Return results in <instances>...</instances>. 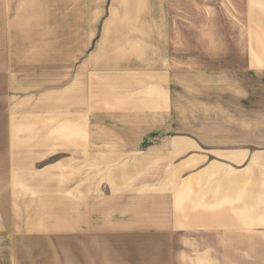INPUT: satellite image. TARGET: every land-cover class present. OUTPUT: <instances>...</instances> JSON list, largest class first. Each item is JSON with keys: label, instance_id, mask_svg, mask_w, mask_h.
<instances>
[{"label": "crops", "instance_id": "crops-1", "mask_svg": "<svg viewBox=\"0 0 264 264\" xmlns=\"http://www.w3.org/2000/svg\"><path fill=\"white\" fill-rule=\"evenodd\" d=\"M106 1L0 0V237L220 221L226 237L264 238V47L243 27L187 37L164 0ZM186 154L224 169H168ZM186 182L207 186L208 215L162 199ZM121 189L145 202L88 209L89 191Z\"/></svg>", "mask_w": 264, "mask_h": 264}, {"label": "rangeland", "instance_id": "rangeland-1", "mask_svg": "<svg viewBox=\"0 0 264 264\" xmlns=\"http://www.w3.org/2000/svg\"><path fill=\"white\" fill-rule=\"evenodd\" d=\"M108 3L109 0L106 1V8ZM142 6L144 7L143 4ZM164 6L171 23L178 22L180 29L187 37H193L201 31L205 37L216 33L218 38L224 40L225 35L230 37L233 34L234 36L240 33L243 27V30L248 32V39L254 48L264 47V0H164ZM198 55L204 65L214 64L203 53L198 52ZM217 62L223 64L224 61L221 59ZM201 154L205 153L201 152ZM166 166L168 169H210V166L211 169H224L223 161L214 157L194 158L188 154L181 158H169ZM173 182L174 184L171 185L176 186V181ZM192 186V183H181L180 191L170 189L166 191L168 197L162 199L165 202L171 201L176 213L179 205L181 211L184 208L192 210L195 207V210L203 213L202 215H208L210 191L207 186L195 190ZM98 192L97 190L89 191L90 198L86 201L88 209L100 210L114 205L124 208L123 204L128 201L139 204L145 202V198L140 199L133 194L129 195L131 197L129 199L128 192L123 189L118 191V196L112 200H108L106 191ZM110 193L116 194V192ZM213 193L215 194L216 191L213 190ZM106 201L113 203L109 205ZM152 201L161 202L155 199ZM33 223L29 222L32 225ZM36 223L44 225V228L50 227V224L44 220L35 221ZM61 223L63 222L58 221L54 224ZM150 223L160 225L156 222ZM209 224L208 222H174V229L190 228L195 231L180 233L169 231L168 233L160 229L135 228L130 232L108 233L97 237H91V234L80 235L78 238L57 237L40 245L33 241L30 243L28 238L17 240L12 237H0V264H178V262L179 264H255L264 262V254L251 252L256 251V247L264 245V238L226 237L223 223L220 221L212 223L213 228L209 227ZM38 246H41V249H33ZM241 247L250 252H241ZM21 249L24 253H14L15 250Z\"/></svg>", "mask_w": 264, "mask_h": 264}]
</instances>
